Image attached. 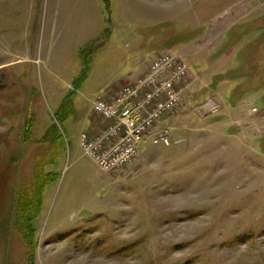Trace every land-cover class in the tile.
<instances>
[{
	"label": "rangeland",
	"instance_id": "374dc122",
	"mask_svg": "<svg viewBox=\"0 0 264 264\" xmlns=\"http://www.w3.org/2000/svg\"><path fill=\"white\" fill-rule=\"evenodd\" d=\"M117 2L0 0V264H264V0H149L114 16ZM94 40L86 66L78 50ZM168 50L190 65L162 123L169 146L145 140L99 172L79 119L110 77ZM53 177L31 248L18 192L37 205Z\"/></svg>",
	"mask_w": 264,
	"mask_h": 264
},
{
	"label": "built area",
	"instance_id": "2783aa9c",
	"mask_svg": "<svg viewBox=\"0 0 264 264\" xmlns=\"http://www.w3.org/2000/svg\"><path fill=\"white\" fill-rule=\"evenodd\" d=\"M189 75L188 62L168 50L156 55L143 75L120 85L112 97L94 99L92 112L106 126L95 136L78 135L82 157L112 173L130 164L145 140L169 146L171 132L162 123L181 103Z\"/></svg>",
	"mask_w": 264,
	"mask_h": 264
},
{
	"label": "crops",
	"instance_id": "0c3cea01",
	"mask_svg": "<svg viewBox=\"0 0 264 264\" xmlns=\"http://www.w3.org/2000/svg\"><path fill=\"white\" fill-rule=\"evenodd\" d=\"M190 2L192 3V0H190ZM124 4L127 5V8L131 7L132 12L135 11L136 9H138V10L145 9L146 6L148 8V11L151 8L150 7L151 3H149V0H133V4H130V0H127V2H124V3L122 2V0H118L117 4H115L116 7H115V13L113 14L114 16L115 15L120 16V14H126L128 12V10L124 8L125 7ZM101 9H102V7L99 10H101ZM124 26L127 27L129 25H127L125 23ZM124 26H122V24H120L119 18H117V22L114 25V28H116V29H114V30H117V29L121 30L122 29L121 27H124ZM117 34H119V32H117L115 35H117ZM86 45H88V44H86ZM86 45H84L83 47H85ZM82 48H80V49H82ZM79 51L80 50H78V52ZM147 66H148V64H147ZM147 66L143 65V64H138L135 66H131V68H129L126 72L121 71V74H119L120 77L117 78L118 80L115 83H114L115 77L114 78L110 77L112 82H111V85L108 86L107 89H104V90H106L104 92L105 93L104 98L108 99V98L112 97L113 95H115L117 93V91L120 89L121 83L127 82L126 77H128L129 79L134 77V80H135L138 77H140L141 75H143V72L146 70ZM116 84H119V85L116 86ZM93 101H94V99H93ZM93 101L91 103H93ZM73 113L74 112L72 110L70 115H72ZM78 124H79V128H80L79 132L87 133L90 136H95L96 134H98L99 131H101L106 126V123H104L98 116H96L92 112V110H90V113H85L84 117L79 119ZM78 148H80V147L78 146ZM81 156H82V152H81ZM96 170H98V169L96 168ZM98 171L100 172L101 170H98ZM1 254H2V252H1Z\"/></svg>",
	"mask_w": 264,
	"mask_h": 264
},
{
	"label": "trees",
	"instance_id": "16d2710c",
	"mask_svg": "<svg viewBox=\"0 0 264 264\" xmlns=\"http://www.w3.org/2000/svg\"><path fill=\"white\" fill-rule=\"evenodd\" d=\"M96 40V39H95ZM94 40L93 43L87 45L86 47H83V49H81L79 51V55L82 59V62L84 65L87 66V58H89L92 55L93 52V47H94V43L96 42ZM86 53V54H85ZM85 71V69H84ZM84 74V72H83ZM54 127L51 126V128H49L48 133L51 134L54 132ZM57 131V130H55ZM50 175V174H47ZM55 176V174H53ZM55 179V177H53V179H50V181L47 182H43L41 189L39 190L38 194L40 193V198L38 200L37 205L34 204V192L35 190L32 188L31 194H30V198L26 199V201H24L23 204V200L25 199L24 197H22L21 192H18V197H19V204L17 206V212H16V218L14 221V227L15 224H17L18 226L20 225V221H21V232H22V238L25 241V244L28 245V247H34L35 246V228L33 227V219L37 217V215L40 214L41 212V208H40V203H41V194H42V190L45 186H47L49 183L53 182V180ZM39 182V180H37ZM23 193V192H22ZM32 206V207H31ZM36 206V208H34ZM31 208V209H30ZM30 209V210H29ZM36 209V211H35ZM34 210V211H33ZM33 211V212H32Z\"/></svg>",
	"mask_w": 264,
	"mask_h": 264
},
{
	"label": "flooded vegetation",
	"instance_id": "af4514ba",
	"mask_svg": "<svg viewBox=\"0 0 264 264\" xmlns=\"http://www.w3.org/2000/svg\"><path fill=\"white\" fill-rule=\"evenodd\" d=\"M3 79H4V75L0 74V84H3V83H2ZM3 85H4V87L1 88V89L6 88V85H5V84H3Z\"/></svg>",
	"mask_w": 264,
	"mask_h": 264
},
{
	"label": "water",
	"instance_id": "95a60500",
	"mask_svg": "<svg viewBox=\"0 0 264 264\" xmlns=\"http://www.w3.org/2000/svg\"><path fill=\"white\" fill-rule=\"evenodd\" d=\"M3 87H4V85L3 84H0V89L3 88Z\"/></svg>",
	"mask_w": 264,
	"mask_h": 264
}]
</instances>
